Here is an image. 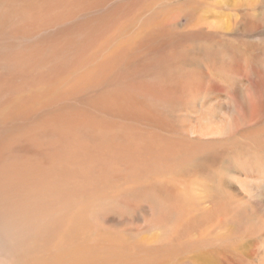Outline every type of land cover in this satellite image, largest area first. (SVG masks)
Wrapping results in <instances>:
<instances>
[{"label": "bare ground", "instance_id": "obj_1", "mask_svg": "<svg viewBox=\"0 0 264 264\" xmlns=\"http://www.w3.org/2000/svg\"><path fill=\"white\" fill-rule=\"evenodd\" d=\"M35 1L39 8L35 12L31 9L28 11L33 17L38 15L39 23L37 28L28 24L29 32L26 25L20 27L13 20L10 21L11 16L7 15L9 12L4 13L2 9L5 3L9 6L14 4L20 10L18 14L27 12L28 16L25 5L31 0H22L23 5L21 0H0V33L9 26H14L15 29L20 27L21 30L9 41L2 40L0 36V47L8 49L9 45L18 44L16 37L30 35L34 29L44 32L43 28L50 26L46 25L47 19L52 21L51 25L57 24L60 11L70 8V12H67L68 19H83L78 22L75 20L66 33L73 34L77 31L80 35L97 28L93 25L96 22L88 23L86 20L92 13V6H87L91 3L88 0H69V3L65 0ZM134 6L130 8L131 13L135 11ZM198 8H166L161 18L158 16L163 10L155 9V16L152 18H145L144 14L140 20L136 18L137 40L133 47L136 48V64L144 56L145 49L152 47L154 59L150 63L155 66L153 68L151 64L140 63L136 69V77L145 72L150 78L152 76L153 84L150 81L141 88L136 83V128L130 137L117 135L116 139L105 138L110 131L106 128L116 127L119 123L111 109L113 103H110L117 94L105 101V108L101 102L92 100L89 108L83 109L82 113L75 112L72 108L70 115L64 114L58 108L57 114L50 119L47 117L42 136H48L52 128H55L61 138L58 140L61 143L53 146L55 150L49 157L57 176V169L62 161L71 165L73 161L87 155L98 161L110 162V167L106 168L109 174L107 180L82 179L87 176V172L75 171L81 178L78 176V179L66 181V190L62 191L64 186L60 187L57 181H43L42 172L39 173L32 165L30 150L24 152L19 149L17 157L21 162L24 160L22 170L18 169L17 162H10V149L15 145L22 146L30 140H33L32 143L38 142V137L26 138L25 121L28 111L25 108L23 75L25 56L19 61L20 64L16 63L17 68L11 69L9 79L17 80L16 87L21 88L16 98L19 103L15 102L18 121L16 125H11L13 132L5 139L0 150V217L4 232L0 242L4 241L9 248L13 243L15 252L14 258L10 261L7 259L6 264H28L36 259L37 264L250 263L255 253L237 245L239 237L231 226L238 225L240 232L244 233L246 229H242L247 224L251 226L246 222L247 216L255 218L259 215L264 219V159L256 155L258 150H264V23L252 19L249 21L247 15L229 25L210 23L199 16ZM55 9L57 13H54ZM107 11L109 14L100 12L103 15L102 24L111 31L114 23L127 11L120 6ZM105 13L107 15L104 16ZM18 20L20 23V18ZM58 32L57 35H62L61 32L64 31ZM119 35L121 34L117 33L115 38ZM52 36L48 38V43ZM28 40L24 44H29ZM41 44H46L45 40ZM18 46L22 48L23 42L19 41ZM74 47L76 44L70 47V51H75ZM102 53L103 49H99L98 54ZM127 54L126 48L116 47L108 55L87 61L89 65H95L94 70L76 80L74 75L63 82L61 79V86L56 89L57 92L58 88L62 92H58L56 97L61 101L60 105L76 107L77 104L73 101L77 94L111 85V72L118 69ZM54 56L56 57L55 54ZM57 57L59 60L66 59L63 52L59 51ZM81 59L83 61V57ZM5 60L6 57H0V62ZM72 61L71 59L70 63ZM9 63L10 61H6V66ZM75 65L77 68L83 66L74 63L73 68ZM57 66L62 74L61 68ZM5 84L6 81L0 83V90ZM109 87L113 88L112 85ZM126 88L128 87L124 89ZM124 89L122 92L118 91L121 96L117 99L116 109L127 100L129 90ZM40 98L42 97L36 96L35 100L38 111L32 112L36 117L44 107L45 111H49L50 105L56 103L50 98L51 102L46 106V100ZM27 100L33 101V97H28ZM66 101L73 105H67ZM184 106L193 116L183 117L178 114L179 108ZM102 107L108 113L112 112L111 118H105L107 115L102 118L91 115L92 109ZM81 130L87 132L98 144L89 138V144L82 146L79 142L82 147L77 148ZM72 136H76L73 142L70 140ZM234 146L240 148L237 156ZM82 148L86 150L85 153ZM231 149L233 151L229 153ZM242 152L243 155L240 154ZM22 153L25 154L24 157H21ZM231 157H238L240 161ZM243 163H246L245 166ZM120 164H123L122 169L127 176L122 182L128 184V192H136V197L152 194L147 193L144 188L148 183L161 188L151 196L154 205L148 218L152 220L154 227L165 228L166 232L144 239L151 243L149 246L137 240L136 248L132 249L133 247L129 248L123 240L113 235L98 234L85 217L86 212L110 197L108 188H117L122 183L116 179H121L122 176L116 172ZM67 171V168L60 169L59 176ZM134 171L136 180L129 178ZM103 172L105 173L102 166L101 169L98 168L96 175L103 177ZM114 190L116 189H110L111 192ZM117 190L121 194L125 192ZM71 195L87 198L85 205L71 203ZM70 208H75L73 213ZM53 210L57 214L60 212L61 217L43 222L45 212ZM68 211L70 214H66ZM48 218L50 219L49 216ZM257 220L256 218L255 221ZM257 257L262 260L260 264H264V247L257 249Z\"/></svg>", "mask_w": 264, "mask_h": 264}, {"label": "rangeland", "instance_id": "obj_2", "mask_svg": "<svg viewBox=\"0 0 264 264\" xmlns=\"http://www.w3.org/2000/svg\"><path fill=\"white\" fill-rule=\"evenodd\" d=\"M93 1L94 0H88V2H91V3L87 6H92L91 7L92 10L90 12L92 13L95 12L94 14L91 13L92 15H95V16L94 18H92V15L90 14L91 16L89 15L86 18L88 23H92L93 21L96 22L93 25L94 26L96 25L97 28H95V31L93 32H84L83 34H80V35L79 33H77V31H74L73 34L66 33L67 29L75 23V20L76 22H78L80 19L81 20L83 19V17H80V19L79 17L68 19L67 12H70L69 11L71 9L70 8L68 10L65 9L64 10L65 12L63 10L60 11L59 13L60 17H57V24L51 25L50 23L52 21L47 19L46 25H50V26L44 27L43 28L44 32H40L38 29H34L33 31H31L30 35L27 34V36L16 37L15 39L18 40V44H19V41L23 42L22 48H20L17 43H14V45H9L8 49L10 52L7 53L8 51L7 48L0 47V57L1 56L6 57V60L4 62H0V83L6 81L5 87H3L0 90V150H2L3 148V145H4L3 143L5 139L7 140V137L10 135L11 132H13L11 129L12 127L11 125H14V124L16 125L18 121V117H19L17 115L18 114L17 113V103L15 102L18 101L16 98H18V95L20 94L21 87H19V89L18 87H16L18 85L17 80L13 81L9 79V74L12 73L11 69L17 68V64H20L19 61L21 60L22 57L24 58L25 56L26 62H25V68L23 71V75H24L25 94H26L25 108L28 111L27 116H26V118L27 117L28 118H27V121H25V130L27 134L26 138L34 139L35 137H38V142L32 143L33 140H30L28 144H23L22 146H19L18 144L15 145L14 148L10 149V158H11L10 162L11 163L17 162L18 169L22 170L24 166L23 165L24 160L21 162V160L18 159L17 154L19 152V149H23L24 152L30 150L31 151L30 153H32L31 154L32 165L34 166V168L39 170V173L42 172L43 181L45 182L47 179L57 181L60 187L64 186L63 189H61L62 191L66 190V187H65L66 181L78 179L77 177L79 176V174L77 172H84V173L87 172L86 173L87 176H84V178L82 179L91 178L90 180H95V179L96 180L97 179L107 180V177L109 174H107L106 168L108 169L110 167L109 166L110 162H107V161L103 162V160L98 161L92 158V156H87V155L83 159L73 161L71 165H68L67 163L62 161L59 165V168L57 169L58 170V176H57V172L54 169L55 167L53 166L51 167V163H50L51 161L49 157L51 153L55 150L53 146L61 143V141H58V140H61V138L59 137L58 130L55 128H52V131L48 136L46 137L42 136L41 134L43 131L42 129L45 126L47 117L50 119L53 117V115L57 114L58 108L64 114L70 115L72 112L71 111L72 108H74L75 112L82 113L85 110V108H89L90 104L92 103L91 102L92 100L101 102V104L105 108L106 106V104H104L105 101L114 98L115 94H117L113 102H110V103H113L111 109L114 111V115H115L114 118H116L117 122L119 123L116 127H112V128L107 127L106 129L110 131L106 137L105 136H102V137H105L108 139L109 138L111 139L112 137H114V139H116L118 135V136H123L125 138H128V136L130 137L133 134V129L136 128V98H135L136 97V83L138 84L137 87H141V88L144 87V84H148L147 82L151 81V84H153L152 76L150 78V76H147L148 74L145 72H141L142 74L139 73L138 77H136V69L139 68L138 65L140 63H145L146 65L151 64L153 68L155 66V64L150 63L154 59V56H153L154 49H152V47L149 50H147V48L145 49L144 56H142L139 63L136 64V48H133V47L134 45H136V40H137L136 39V18L137 17H138L137 18L138 20L144 14L145 18H149V17L152 18V16L153 17L155 16L154 10L159 9V10H163L162 14L158 16L159 18H161L164 12L170 7L174 8L176 6V7L184 8L187 6H190V7L195 6L197 8L199 7L197 10L199 13V16L206 19L210 23L229 25L230 23L233 24L235 20L241 19L242 17H244V15L245 17L247 15V20L249 21L254 20L255 22H259L261 24L264 23V0H160V1L158 0H123V1L122 0H104V1L97 0L95 2L96 4L95 3L93 4ZM141 1H144V2H141ZM65 2L69 3L70 1L65 0ZM21 3H22V0H21ZM5 4L3 5L2 12L4 13L5 11L9 12L7 15L11 16L10 21L13 20L16 26L22 27V25H26V28L29 32H30V29L27 26L28 24H32L34 28L38 27L37 25L39 23L38 15L37 16L34 15L33 17V14L30 11H28L29 9H31L35 12V10L39 8L38 6H36L35 0H31L29 4L27 3L25 5L26 10L28 11V16H27V12L25 14L22 13L21 15L18 14L20 10L14 4H10L12 6H9L8 4L5 5ZM132 5H135L134 6L135 11L131 13L130 8L132 7ZM112 6H114L113 8L120 6L124 8V10H126L127 13L124 14L122 18H120V20L114 23L113 25L114 28L110 31L108 30V28H106V26H104V23L102 24L103 15L101 16L100 12L104 11L107 13L108 12L107 10L110 11L113 9ZM33 7H35V9ZM142 8H146V9H142ZM149 8H150V11H149ZM151 10L153 13L151 12ZM54 13H57V9L54 10ZM106 13L104 14V16L107 15ZM18 18H20V23H19ZM182 21H186V20H182ZM20 27L16 29L14 26L11 28L10 26L7 27L3 33H0L1 39L2 40L4 39V41H9L10 39L13 38V36L15 35L17 31H21L19 30ZM61 30L64 31V32H61L63 34L57 35L59 34L58 31H61ZM116 32L121 34L117 38H115V35L117 34ZM51 36H52V39L50 40V43H48L47 42L48 38H50ZM25 40H28L29 44L27 45L24 44ZM44 40L46 44H41ZM120 41L122 44H120ZM74 44H76V47H74L73 49L75 51H70V47H72ZM121 46L124 49L126 48V51H128V54L125 60L120 65H118V69L115 72L114 71L111 72L112 73L111 76L113 79L111 82V85L113 86V88L109 87L111 85H109L108 87L100 86L95 91H94L95 88H93V90H88V91L85 90L81 92L80 94H77V96L75 97V101H73L74 104H77L76 105L77 108L67 107L65 104L60 105L61 101L56 97H57L58 92L59 93H62V92L59 90V88H58V92L56 91V89L58 86H61L60 85L61 79H63L62 80L63 82L64 80L66 81V79L68 80L69 76L71 77L74 75L75 76L74 79L76 80L77 77H80L83 74L95 69V65H92V64L89 65L87 61H90V59L92 58H98L104 55H108L110 52H113V49H115L116 47H121ZM99 49H103L102 54H98ZM42 50H44L45 52ZM64 50L66 52H64ZM46 51H51V52H46ZM57 51L63 52L66 59L59 60V58L57 57ZM54 54L56 55V57L54 56ZM76 54H78L79 56H76ZM80 56L83 57L84 62L82 61ZM71 59L73 60L72 63H70ZM6 61H10V63L7 66H6ZM73 62L79 63L80 65H83L84 63L85 64L83 66H80L79 68H77L75 65V67L73 68V65H74ZM56 64L59 65V67L61 68L62 74H60V70L58 69V66ZM125 87H128V88L124 89ZM122 89L129 90L127 93V97H126L127 100L125 104L123 102L118 107V109H116L118 106L116 103L119 100V97L121 96V93L120 92L118 93V91H121ZM36 96H41L42 97L40 98L41 100L42 99L46 100L44 104L46 106L48 102L50 101V98H52L51 100L52 102L54 101L56 103L55 105H50L49 111H45L46 107H44L42 112H38L39 115L38 117H36L35 114L32 113V112L38 111L37 110L38 106H36L37 104L35 101ZM96 96L98 98H96ZM28 97H33V101L29 102L27 100ZM56 100H59V101H56ZM66 104L71 105L72 103L70 101H66ZM104 108L102 107L101 109H98V110L92 109L91 112L93 113L91 115H95L96 117H100V118H102L104 115H107L105 116V118H111L112 112L108 113L107 111L104 110ZM178 111H180L178 114L183 117L193 116V113L190 112V110L186 106L180 107ZM91 115H88V116H91ZM131 122L133 124H131ZM40 124L42 125V127H37ZM9 126H10V129H9ZM88 136L89 134H87V132L81 130L77 138L76 147L77 148L80 147L79 142L81 143L82 146H84V144L86 145L90 143V139L92 140V142L93 140H95L94 138L90 136L88 137ZM74 137L76 136H72V138L70 139L72 142L74 140ZM13 138H14V135L11 136V140H13ZM66 140H69V139L67 138ZM95 142L98 144L96 140ZM262 143L264 144V142ZM70 145H71V142L68 143V146ZM233 150L236 152V156H237L240 151V148L238 146H234ZM233 150L232 149L229 150L230 151L229 153H231ZM258 151L259 152L262 151V153L256 152V155L258 154L259 157L264 159V150H261V151L258 150ZM82 152L85 153L86 150H83ZM246 153L248 154V151ZM240 154L243 155L244 152ZM24 155L25 154L22 153L21 157H24ZM235 158L236 157H231V159H235ZM236 161L238 162L240 161V159L237 157ZM26 164H27V160H26ZM123 164H120L119 166L120 168L119 167L116 168V170H118L116 172L119 174L120 173L122 174V176H120L121 179L119 177L116 179L121 180V182L122 180H126V177H127L126 174L124 173L125 171H123L122 169L124 168L122 167ZM245 164L246 163H243L244 166ZM102 166L105 171V173L103 172L105 176L103 175V177L102 176L98 177L99 174L96 175V173L98 172V168L101 169ZM62 167L67 168L69 171H67L62 176H59V170L63 169ZM79 177L81 178V176ZM131 177L132 179L136 180L135 171L129 175V178ZM126 187H128V184L126 183L124 184V182H122L120 185H118L117 188L116 187L108 188L110 197L104 200L105 201L104 203H101L99 206L97 207L95 206L93 209L89 210L90 212L89 211L86 212L85 217L88 218V220L87 219L86 220L89 221L91 228L97 231L96 233L104 234L107 236L113 235L114 237H117L123 240V242L127 246H129V248L133 247L132 249H135L138 241H143V243L146 246H149L151 245V243L149 241H145L144 239H148V238L151 239L155 235H161L164 232H166L165 228L154 227L152 224V220L148 218L151 216L150 211L151 209L153 210V205H154L151 196H154L157 191L161 190V188L157 187V185H155L154 183H148L144 186V188L147 193H152V194H149V196L146 195L142 197L141 196L136 197V192L132 191L130 193L126 190ZM110 189H116V190L111 192ZM117 189H120L119 191L121 192H124V191L125 192L121 194L120 192H118ZM140 192H143V190H140ZM115 194L119 196L116 197ZM62 198H65V196H63ZM70 199H71V203L78 206L80 204L85 205L84 202L86 201L87 198L85 199L84 196L82 195L80 196L71 195ZM74 209L75 208H70L69 210L70 211L73 210L72 211L73 213ZM70 211L66 212V214H70ZM47 212H45L46 214L44 213L46 216L45 215L43 216V222L61 217V213L59 211H58L59 212L58 214L55 213V210H53V212L52 211L48 213ZM48 216L50 217V219L48 218ZM1 218L2 217H0V237L4 235V232L2 230L3 225L1 224ZM256 218L258 219L257 221H255ZM246 222H249L251 226H248L247 224L245 228L242 229V230L246 229L244 233L240 232L241 230L238 229V225H233L231 227L234 233H236L239 237V240H236L238 242L237 245L240 246V248H243V250L247 249L251 251L252 253H255V256L253 257V259L250 261L249 264H253V263L260 264L262 263V260L259 257H257V249L264 247L263 246L264 245V230H262L264 229L263 228L264 219L260 218L259 215L255 218H251L247 216ZM261 225H262V229H261ZM259 228L262 231L259 230ZM223 230L225 231V229ZM256 232L258 233L257 235H255ZM12 245L13 243L10 244L11 248H9L8 246L5 245L4 241L0 242V264H6L7 259H9L8 261H10L12 258H14L15 252L13 251ZM235 257H237V255H235ZM26 261H27V258L25 262ZM37 263H38V260L36 259V260H32L28 264H37Z\"/></svg>", "mask_w": 264, "mask_h": 264}]
</instances>
